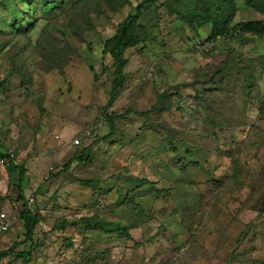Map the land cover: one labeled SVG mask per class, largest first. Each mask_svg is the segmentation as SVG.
Masks as SVG:
<instances>
[{
    "label": "rangeland",
    "instance_id": "obj_1",
    "mask_svg": "<svg viewBox=\"0 0 264 264\" xmlns=\"http://www.w3.org/2000/svg\"><path fill=\"white\" fill-rule=\"evenodd\" d=\"M144 1L0 0V152L14 151L42 217L30 258L0 264H264V36L237 29L264 14L236 0L233 30L221 26L219 48L197 52L198 32L212 27L193 30L187 17L208 6L153 1L141 22L155 46L128 50L114 94L106 42ZM169 91V111L126 115ZM105 113L123 116L114 133L107 123L93 159L64 171L80 151L75 137ZM18 178L0 160V212L22 206ZM129 187L144 211L133 220L111 206ZM83 218L132 225L130 236ZM4 240L0 253L32 248L22 223Z\"/></svg>",
    "mask_w": 264,
    "mask_h": 264
},
{
    "label": "trees",
    "instance_id": "obj_2",
    "mask_svg": "<svg viewBox=\"0 0 264 264\" xmlns=\"http://www.w3.org/2000/svg\"><path fill=\"white\" fill-rule=\"evenodd\" d=\"M155 0H145L143 3L139 4L137 7V13L135 15L128 16L120 25H118L116 33L106 42L105 47V53L109 54L113 60H114V66H115V81H114V94H119L121 91V87L124 84L125 78H126V67L129 65V59L126 56V53L128 50L138 47L139 45L143 44V50H147L148 48H152L155 46L154 42L156 40V36H151L149 38V35H146L147 29L144 24H142V16L144 14L145 8L148 4L152 3ZM236 0H198V2L203 4H206L208 7L204 6L205 14H203L198 19V10L194 9L191 13L188 14V20L192 24V29L195 30V24H200L201 22L208 23L207 25H210L212 27V32L206 38L207 36L202 35V28L200 29L199 36H198V43L196 42L194 44L195 51L200 52H208L212 53L213 51L217 50L219 48V43L217 42L220 40L221 37L219 34L221 26L225 25V27L228 29L227 33H230L231 30L229 29L230 23L233 19V16L235 14V11H237V4H235ZM246 6H252L255 8L258 12L264 14V0H242ZM213 9L215 11V14L212 12ZM197 18V19H196ZM216 18L217 20H214ZM202 23V24H203ZM237 29L243 34L255 31L258 35L264 36V22H250L248 24H242ZM226 33V34H227ZM214 41L218 43V45H215L211 47L209 51H206V44L209 42ZM225 41V39H224ZM222 71V70H220ZM151 79V78H150ZM173 100V94L169 92H165L163 94L158 95V100L155 106L148 110L147 112H137V111H127L126 115L135 113L136 115L146 118L147 120L150 118V115L153 114V112H159V114L165 113L166 111H169ZM112 105V104H111ZM110 105V106H111ZM106 123H109L110 128L112 129V132L110 135H112L115 131L116 122L119 119H122L123 116H114V115H108L105 113ZM150 129V128H149ZM148 130V129H147ZM110 137L106 136L105 139H109ZM99 140L101 138H94L91 142H87L86 140L82 142L79 146H74L72 143V146L80 149L79 152L75 154L71 162L67 163L65 170L67 171L70 169V166L73 162H78L79 164H87L93 159V148L94 145L99 143ZM94 143L93 145H91ZM85 144L87 147L83 146ZM83 148V149H82ZM0 160L4 162V165L9 170H13L19 174V178L17 181L16 189L18 190V198L17 201L19 203H22V206L19 210L16 211V217L18 218V223H22L24 227V237H25V244L30 243L31 244V250L18 252L17 249L21 246V244H14L10 249L6 250L5 252L0 253V261L2 259H25L27 257L30 258L31 254L33 253L35 242H34V235L36 232L37 227L39 226L42 217L40 214V211L32 212L29 210L27 206V198L25 193V182L27 179L26 171L23 167L19 166L16 163L15 158H10L9 153H1L0 152ZM7 162V163H5ZM76 182H80L83 185L91 186L93 182H87V181H80L74 178ZM141 184L139 186H143L144 183H147L145 180H137ZM109 192V191H108ZM124 193V192H123ZM112 207H118V206H126L127 208H130L128 210V213H131L129 216L133 220L135 217H143L144 211L139 206V194L136 193V189L134 187L128 188L127 193L125 192L122 197L119 198L117 201V204H111ZM264 211V206H263ZM11 214L10 212H8ZM12 216V214H11ZM96 218H83L81 220L82 223H84L86 226L89 227L90 230L100 229L107 233H117L119 232L121 236L129 237L130 236V229L132 228V225L125 226L123 222L121 221H115V222H109L106 220H95ZM134 225V222H133ZM135 227V226H133ZM9 235V233L7 234ZM6 235V236H7ZM5 236V237H6ZM5 239V238H4ZM3 242L0 244V248L2 247ZM233 257L231 260L234 261ZM230 262V264H233ZM1 263V262H0Z\"/></svg>",
    "mask_w": 264,
    "mask_h": 264
},
{
    "label": "built area",
    "instance_id": "obj_3",
    "mask_svg": "<svg viewBox=\"0 0 264 264\" xmlns=\"http://www.w3.org/2000/svg\"><path fill=\"white\" fill-rule=\"evenodd\" d=\"M216 43L214 41L209 42L206 44V51H209L211 47L215 46ZM106 118L105 114L100 116L94 124L89 125L86 127L77 137H75L74 141L72 142L74 146H79L82 144L83 141L91 142L94 138L98 137L100 132L104 130L106 126ZM58 138V137H57ZM10 158H15L14 151L9 152ZM37 189L33 190V194L29 199H27V206L29 210L32 212L37 211V202H36V195ZM21 208V207H20ZM18 224V218L16 215H12L8 213V210L3 209L0 212V244L3 242L5 236L14 229V227Z\"/></svg>",
    "mask_w": 264,
    "mask_h": 264
},
{
    "label": "crops",
    "instance_id": "obj_4",
    "mask_svg": "<svg viewBox=\"0 0 264 264\" xmlns=\"http://www.w3.org/2000/svg\"><path fill=\"white\" fill-rule=\"evenodd\" d=\"M58 138H60V137L58 136ZM3 244H4V246H6V242H5V240H3ZM3 244H2V246H3Z\"/></svg>",
    "mask_w": 264,
    "mask_h": 264
}]
</instances>
